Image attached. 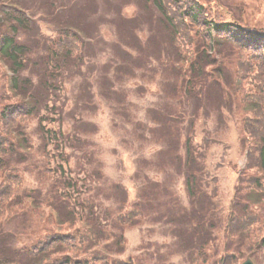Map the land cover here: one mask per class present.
<instances>
[{
	"label": "trees",
	"instance_id": "trees-1",
	"mask_svg": "<svg viewBox=\"0 0 264 264\" xmlns=\"http://www.w3.org/2000/svg\"><path fill=\"white\" fill-rule=\"evenodd\" d=\"M141 1L146 5L154 1L159 12L158 31L152 33L149 43L141 44L145 49L142 61L146 57L151 59L147 53L153 54L180 81L175 90L179 97L178 112L172 111L165 121L166 133L173 135V141L168 140L170 150L166 154L172 153L179 169L185 170L181 174L188 176L190 185L195 184L194 192L200 194L203 187L196 174L205 157L195 154L194 143L205 142L208 149V141L222 142L219 136L231 127L238 133L236 143H242L241 154L248 157L246 172L241 174L234 198L239 202L237 211L244 218L243 213L249 212V207L264 204V24L262 20L246 17L244 6L236 0ZM3 7L4 2L0 0V57L14 68L16 76L8 85L6 74H3L4 99L0 104V264H91L93 258L94 264H124L116 255L127 243L124 231L118 226H114L117 231L112 230L102 222V218L107 221L106 215L111 213L102 200L107 195L104 192L89 194L90 189L103 191L104 187L95 177L90 178L91 187V181L87 183L84 179L85 192L78 191L73 196L72 191L78 183L73 172H66V166L61 163L66 160L70 167L69 158L74 155L64 149V145L71 144L75 149L73 143L77 142L75 150L92 145L84 144L82 140H88L86 136L66 134L62 126L60 129L53 126L56 121L62 124V116L56 108L66 109L59 97L50 105L61 83H49L47 76L63 69L80 68L82 47L76 37L67 33L57 41L45 42L49 54L39 61L34 60L32 55L35 48H39L34 38L38 33L33 30L35 25L21 17L24 14L16 15ZM42 39L38 41L41 44ZM40 66L45 68L46 74L42 86L50 93L46 109L52 113L48 118L40 110L41 98L38 91L33 90L30 76L21 75L30 67L40 71ZM196 88L204 104L194 98L187 104L191 100L190 90ZM186 105L194 108L190 122L196 127L191 129V134L183 133ZM57 114L59 118L55 117ZM37 118L42 139L37 151L47 160L51 159L52 164L58 159L60 167L48 170L53 189L47 192L44 187L49 184L48 178L41 180L44 186L24 188L23 172L27 166L35 165L29 161L27 147L31 149L34 142L37 143L25 127ZM212 120L216 122L215 131L205 128ZM174 123H177L174 131H169L167 125ZM197 126L204 136L197 131ZM183 143L188 153L186 165L182 154H176L177 159L174 154L176 149L183 150ZM46 158H42L43 162ZM36 162L41 160L37 158ZM45 165L41 163L36 168L41 171ZM152 192L157 199L164 194L161 189L153 188ZM165 194L170 195L172 191L166 190ZM139 205L141 214L150 210L147 204L139 202ZM123 215L120 219L124 225L130 220L122 218ZM257 217L264 222V216ZM212 243L207 242L200 249V259L223 264L216 252L218 246H210ZM245 255L241 245L224 264H238Z\"/></svg>",
	"mask_w": 264,
	"mask_h": 264
},
{
	"label": "rangeland",
	"instance_id": "rangeland-1",
	"mask_svg": "<svg viewBox=\"0 0 264 264\" xmlns=\"http://www.w3.org/2000/svg\"><path fill=\"white\" fill-rule=\"evenodd\" d=\"M236 2L244 6L245 12H247L246 17L262 20V24H264V1L236 0ZM141 3L140 0H77L76 2L75 0H62L59 3L60 6L71 7L65 12L62 11L63 21L76 25L75 20L83 19L82 26H86L85 28L88 30L86 31L95 40L92 46H87L85 53V50L82 52L84 53L82 59H85L82 68H78L77 73L68 69V72L60 77V82H66L62 83V88L57 93L66 109L62 118L63 130L66 134L76 130L82 137L85 132L84 136L88 140L83 139L82 141L84 144L92 145L90 149H95L94 156L90 159L91 169H98V166L94 165L99 159L97 154H100L105 161V164H101L102 170L108 176L109 184L115 185L114 187L119 190L117 194L112 195V199L106 203L107 206L109 204L116 205L118 201L124 203L123 201L130 198L134 189L133 186L125 183L129 180L127 176L131 173L126 169V164L130 167L133 163L135 169L139 170L138 175H146L149 182L155 181L157 178L158 182L152 183V187L163 190L172 189L178 197L176 203L181 205L183 182L180 180V175L183 171L179 169L178 161L177 164L175 163L172 153L168 158L166 156V152L170 150L168 140L172 139L171 141H173V135L166 133L165 124L158 128L149 123V119L159 120L161 114L170 113L177 107L176 101L179 97L175 95L174 85L176 74L173 75L168 67L163 68L159 62H155L149 66L148 69L151 72L148 74H144L145 70L142 69L129 79L125 74L123 77L118 76L119 79L122 78L118 81L116 69L119 68V65L113 60L117 58L116 52L119 43H124L128 37L129 32L125 29H128V25L137 23L133 17L124 13V10L131 7V9L134 8L135 15L143 16L145 9ZM59 19L62 20L61 17ZM54 21L52 20V22ZM77 24L80 26L78 22ZM149 26L153 25L149 24ZM49 29L52 28L49 27ZM52 31L47 33L51 34ZM144 32L149 33V30L145 29ZM139 34L141 39L146 42L148 35H144L142 32ZM83 36L88 38L85 34ZM32 56L33 59H37L36 56ZM121 70L126 72V69L121 68ZM3 74L0 67V104L4 99ZM21 75L23 77L30 76L33 90H37L43 96L42 103L48 99L47 95L50 100V93H46L40 85V80L45 77L43 68L40 71H37L36 68L31 71L26 70ZM112 82L120 83L113 86L114 89H111L108 98L106 95L101 96L100 90L103 84ZM151 84L157 86V93L147 89ZM115 99L119 100V104L115 103ZM106 101L109 102L106 103ZM119 114H124L128 121L121 122L117 118ZM176 125L177 123L167 125L168 130L174 131L173 126ZM214 126H216L215 120L208 123V128L214 129ZM25 129L37 141L34 144L38 149V144H42L40 131L34 122L28 124ZM183 133H186V130ZM236 135L238 133L232 131L231 127L226 128L225 132L219 136L223 141L212 144L211 149L213 150L212 154L218 158L222 156L223 152L229 162H234L237 169H241L240 164H244V157L240 155L241 145L236 143ZM224 147L226 148L224 149ZM128 153L125 164V157ZM174 154L181 156V150H174ZM238 159L241 162L235 161ZM211 164L214 165V168L217 166L215 162ZM237 169L230 168L234 177H237ZM224 174L229 176L230 172L228 170L225 172L215 171V179L225 178ZM24 179V188L44 186L36 178L34 171L24 172ZM115 188L112 190L113 192ZM44 191H48L46 186ZM120 195L125 198L123 201L119 197ZM231 197L230 193L229 198ZM164 211L168 213L172 210L164 206ZM159 214L162 215V213ZM102 222L110 229L116 230L114 220ZM11 225L13 228L16 227V224ZM170 229L171 227L166 221L160 222L153 218H144L137 224L129 225L124 229V235L128 238L124 253L142 254L141 250L148 248L149 251L155 250L156 253L163 251L168 254V260L171 263L162 262L160 264H188L186 260L190 255L181 249L180 244L170 241L168 238ZM261 233L264 235V232ZM250 244L247 239L242 245L244 254Z\"/></svg>",
	"mask_w": 264,
	"mask_h": 264
}]
</instances>
